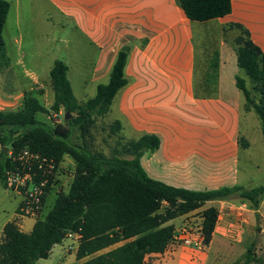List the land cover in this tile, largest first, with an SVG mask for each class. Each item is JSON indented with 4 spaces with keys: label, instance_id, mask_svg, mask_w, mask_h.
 <instances>
[{
    "label": "crops",
    "instance_id": "0c3cea01",
    "mask_svg": "<svg viewBox=\"0 0 264 264\" xmlns=\"http://www.w3.org/2000/svg\"><path fill=\"white\" fill-rule=\"evenodd\" d=\"M29 1L46 5L42 14L52 29H73L82 45L93 47L95 56L86 69L89 73L83 76L79 68L73 77L94 82L107 78L118 52L127 49L124 74L128 84L114 100L117 98V108L123 110L126 132L134 137L131 140L145 134L160 139L159 149L143 153L140 159L149 178L192 191L263 187L253 186L251 175L244 174L247 168L240 165L242 152L252 155L250 135L254 132L258 140L261 134L263 140L260 122L253 119L257 116L252 115L253 110H245V98L235 85L240 74L233 47L235 32L227 26L241 25L264 53V0H230V14L204 23L188 20L178 0ZM15 3L20 8L19 0ZM16 21L20 26L17 8ZM70 72L68 67L67 78ZM32 79L34 86L28 91L0 89V111L16 110L25 95L33 94L49 108L54 100L50 79L46 83L38 77ZM45 116L57 121L56 116ZM121 126L122 132L123 123ZM10 190L21 200L13 219L1 224L0 239L7 223L17 221L23 227L28 218L18 216L22 194ZM249 206L247 201H211L174 219L170 223L177 230L189 217L202 222V212L209 207L218 211L211 240L202 249L171 243L163 254L147 256L146 264H245V253L252 244L257 264H264V198L258 210ZM240 209L243 220L237 224ZM34 223L35 219L24 233Z\"/></svg>",
    "mask_w": 264,
    "mask_h": 264
},
{
    "label": "trees",
    "instance_id": "16d2710c",
    "mask_svg": "<svg viewBox=\"0 0 264 264\" xmlns=\"http://www.w3.org/2000/svg\"><path fill=\"white\" fill-rule=\"evenodd\" d=\"M185 17L204 23L222 18L231 12L230 0H178ZM10 5L0 0V59L5 60L3 29ZM230 30L239 33L233 40L236 63L248 78L236 76L235 85L245 98V110H253L261 127L264 143V53L250 40L241 25L231 24ZM128 51L118 52L110 70L108 82L99 84L93 98L79 102L73 95L67 78L68 67L55 60L49 70L54 94L53 104L45 108L37 98L25 95L14 111H0V182L6 189V173L19 167L13 159L23 150L54 163V175L65 157L74 164V174L68 192L56 194L50 210L35 220L29 233L21 232L17 221L7 223L0 239V264H36L47 260L56 245L69 235L78 237L75 259L78 264H146V257L163 254L173 241L174 219L202 208L207 202L230 200L238 195L258 210L264 198V187L244 190L240 187L210 191L173 188L147 176L140 159L145 152L153 153L160 147L156 135L145 134L122 146V154L130 157L106 158L88 147L95 119L104 117L116 95L127 84L124 70ZM69 113L71 118L54 126L36 119L38 114L58 116ZM121 122L109 127L110 135H118ZM77 132L81 144L72 141ZM118 154V153H117ZM21 169V166L19 167ZM38 172L35 182L46 179L42 206L50 191L54 175L42 177ZM218 211L209 207L202 212V234L207 245L215 228ZM255 245L245 253V264L255 260Z\"/></svg>",
    "mask_w": 264,
    "mask_h": 264
},
{
    "label": "rangeland",
    "instance_id": "374dc122",
    "mask_svg": "<svg viewBox=\"0 0 264 264\" xmlns=\"http://www.w3.org/2000/svg\"><path fill=\"white\" fill-rule=\"evenodd\" d=\"M10 5V10L7 16L6 24L3 29V40L5 44V60L0 59V89L10 90L18 89L28 91L33 87V77L44 79L45 83L49 82L48 68L54 60H61L71 68L69 74V82L72 86L74 97L79 102H85L91 99L96 94V88L99 84H106L108 77L100 81H92L90 78H77L73 74H77L79 68L83 76H86L88 69L92 64V58L95 56L93 47L82 45L79 35L75 30L52 29L51 24L46 22V15L42 11L46 9V5L37 4L31 5L29 0H19V7L15 0H6ZM33 6V7H32ZM16 8L19 11L20 26L16 21ZM235 32V37L239 35ZM84 67V70L82 69ZM239 77L244 79L249 88V80L242 70H239ZM48 80V81H46ZM50 93L53 95L52 90ZM33 97L41 100L36 94ZM252 115L256 117L254 112ZM253 118V117H252ZM251 118V119H252ZM36 119L51 126L57 123H63L62 116L54 117L50 121L45 115L38 114ZM257 120L256 118H253ZM115 120L120 121L124 125V130L118 135H110L109 127ZM123 110L117 108V98L112 102L110 111L104 117L95 119V124L91 129V138H86V142L91 151L101 153L106 158L119 156V158L129 159L130 157L122 154V146L127 141L134 138L129 136V131L126 132V124L124 123ZM257 123V121H255ZM257 140L254 132L250 135V143L252 145V155L248 157L247 152H242L240 165L246 169V172L251 175L253 186L264 187V145L261 141V134ZM72 141L76 144H81L77 132H74ZM1 151V149H0ZM9 152V151H8ZM118 153V154H117ZM255 165L259 169H255ZM74 174V164L69 157H65L59 169L54 175V180L50 191L45 196V202L41 207L40 217L45 215L52 207L56 194L59 192L67 193L72 182ZM21 197L10 189H3L0 185V226L5 221L13 216L17 210ZM232 201L246 202L238 195L230 198ZM252 210L253 207L249 206ZM242 210H239L241 214ZM197 217V216H196ZM195 218V217H194ZM196 219V218H195ZM256 226L258 230L259 217L255 214ZM243 220V217H242ZM33 219L25 218L23 227L20 225L22 232H27ZM240 224V221L236 222ZM78 245V237L69 235L60 245L54 246V250L47 260H40L36 264H78L75 259V252ZM245 261V258H244ZM243 263V262H242ZM217 264H228L225 261H220ZM251 264H257L255 259Z\"/></svg>",
    "mask_w": 264,
    "mask_h": 264
},
{
    "label": "built area",
    "instance_id": "2783aa9c",
    "mask_svg": "<svg viewBox=\"0 0 264 264\" xmlns=\"http://www.w3.org/2000/svg\"><path fill=\"white\" fill-rule=\"evenodd\" d=\"M9 154V153H8ZM13 162L19 167L14 171H7L6 184L10 189H14L22 194L23 200L18 208L19 217H28L38 219L40 217L42 207V197L45 194L44 188L46 179L35 182L34 177L38 172H31L33 167H37L42 171L41 176L47 177L54 175V163L50 160L41 159L38 155L30 153L28 150L21 151ZM238 221L242 220V215L239 213ZM202 222H199L194 217H189L184 220L182 226L174 230L173 241L178 246L190 247L194 249H202L204 247V237L202 234ZM20 229V225L18 224Z\"/></svg>",
    "mask_w": 264,
    "mask_h": 264
},
{
    "label": "water",
    "instance_id": "95a60500",
    "mask_svg": "<svg viewBox=\"0 0 264 264\" xmlns=\"http://www.w3.org/2000/svg\"><path fill=\"white\" fill-rule=\"evenodd\" d=\"M71 118V115L69 113H65L64 114V121H68ZM3 151V154H7L8 153V148H0ZM257 231L255 232V237L257 236Z\"/></svg>",
    "mask_w": 264,
    "mask_h": 264
}]
</instances>
